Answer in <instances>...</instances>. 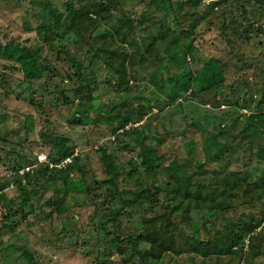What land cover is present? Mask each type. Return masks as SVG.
Returning a JSON list of instances; mask_svg holds the SVG:
<instances>
[{
  "label": "rangeland",
  "instance_id": "1",
  "mask_svg": "<svg viewBox=\"0 0 264 264\" xmlns=\"http://www.w3.org/2000/svg\"><path fill=\"white\" fill-rule=\"evenodd\" d=\"M106 1L0 0V46H26L39 55L38 74L29 77L28 68L21 66L13 52L0 51V181L6 184L3 196L0 192V264L30 263L23 256L25 250L33 253L37 264H140L139 251L150 250V246L140 241L130 246L126 241L119 243L115 234L119 225L121 240L131 236L136 239L143 227L151 232L169 227L167 236L175 241L179 252L172 249L160 259L151 257L152 264H264V125L257 136L250 130L243 132L248 120L244 115L259 111L253 98L260 99L264 91V4L258 0H228L218 5L209 19L198 25L195 45L205 57L200 55V60L193 63L190 55L176 52L171 43L180 33L168 31L178 28L176 9L165 6L160 9L164 11H156L150 0H119L117 11L109 14L106 9L92 7ZM215 1L204 0L198 9ZM83 6L90 9L89 19L71 26L70 12ZM136 16H144L141 29L133 32L121 25L125 23L123 18ZM47 19L58 23L60 33L50 41L43 26ZM178 19L180 28L188 26V21ZM107 31L111 36L103 39L101 35ZM164 31L168 37L147 49L153 37ZM166 47L172 49L167 51ZM117 48L130 54L128 84L120 83L113 73L115 64L106 59ZM207 58L225 65L226 84L222 88L194 94V86L184 89L176 85V80L186 81L183 72L189 70L196 76ZM78 62L83 67L80 73ZM87 87L92 88V100L78 99L77 94L80 90L87 93ZM63 93L69 102L63 101ZM222 98L245 99L252 105H241V118H225L219 127L211 124L210 117L223 111L224 107L217 105ZM122 103V113L136 112L138 106L145 105L148 114L141 122L134 120L114 132L105 116H115ZM197 113L196 117L202 119L190 126ZM221 129L223 135L214 137ZM62 138L89 161L81 165V176L71 174L64 210L56 205L63 198L59 181L13 213L10 209L19 207L22 198L18 180L25 183L27 172L42 173L49 154L57 152V140ZM143 144H155L162 167L148 180L144 172L140 173L142 169L128 172L131 162L142 163ZM191 147L192 159L188 154ZM109 157L119 171L115 185L106 182L111 178ZM174 157L181 173L190 175L204 165L202 176H229L231 187L218 198L227 201V209L223 210L218 201L213 204L190 199H185L178 211L168 206L169 202L173 205L168 199V175L160 171ZM246 173L248 181L258 182V187H251L248 193L240 189L230 194L234 183ZM150 185L160 199L154 210L147 196L143 195L134 207L119 198L126 190ZM173 198L174 202L180 199ZM189 201L191 213L185 216L182 210ZM120 209H124L122 216H110ZM101 220L106 221L104 230L99 226ZM244 221L250 222V229L230 253L204 255L188 249L193 235L213 240L232 223Z\"/></svg>",
  "mask_w": 264,
  "mask_h": 264
},
{
  "label": "trees",
  "instance_id": "2",
  "mask_svg": "<svg viewBox=\"0 0 264 264\" xmlns=\"http://www.w3.org/2000/svg\"><path fill=\"white\" fill-rule=\"evenodd\" d=\"M204 0H150V5H154L156 11H164L160 10L162 7L168 6L172 7L177 10V30H172L169 28V33L176 34L178 31L180 32L177 34L178 36L172 38V45L177 51H180L184 57L185 55H190L191 59L193 60V63H196L201 56L205 55L202 51H200V48L195 45V35L198 28V25L201 24V22L209 19V17L214 13L216 10V7L218 5H221L222 3H226L228 0H217L215 2H210L207 4L206 8L199 10L198 8L201 7ZM258 2H261L264 4V0H258ZM120 4L119 0H107L103 3H95L92 5L94 9H97L101 11L102 9H106L107 14L112 13L113 10L115 12L117 11V8ZM70 25H77L80 20L82 19H89L90 16V9H86V6L81 7L80 9H72L70 12ZM178 17H181L183 19V22L188 21V26H185L184 24L180 28V21ZM192 17V21L191 18ZM144 16H136L135 18L125 17L123 18L124 24H121L125 28L132 29L133 32H136L140 28V24L144 22ZM44 21V20H43ZM43 26H46V34L45 38L47 41H50L51 39L54 40L56 36L59 33L57 24L53 23L52 19H47L45 21ZM42 26V27H43ZM250 27H252V24H249ZM262 26V25H261ZM262 28V27H261ZM260 28V29H261ZM108 36H111L110 32H105L101 35V37L107 38ZM166 37H168V34L166 32H162L161 34L154 36L153 43L149 44L147 49H151L154 43L157 40H165ZM185 39L182 42V40ZM55 47V46H54ZM9 47H1L0 51H4L5 53H11L13 52L14 58L21 64V66L28 68L26 71L27 76L34 77L37 76V63H38V53L26 46L20 47V48H14V49H8ZM167 51L171 50L172 48L166 47ZM99 51V49H97ZM107 52V51H105ZM98 53V52H97ZM111 55L110 58L107 56V60L110 59L115 64L116 70L113 71L115 76H118L120 78V83L122 84H128L129 83V57L130 54L128 51L117 48L114 50H111L109 52ZM171 59H174L173 57ZM173 61V60H172ZM203 66H201L200 71L196 76H193L192 71H186L183 72L182 76H186V81L183 82L182 80H176V85H178L180 88H188V85L194 86L193 93L197 94L203 93V92H211V91H217L219 88H222L226 84V79L224 76L225 71V65L220 64V60L213 59V58H207ZM109 63L108 65H110ZM79 70V73L83 69L82 63H77ZM5 75L3 74L1 79L4 78ZM175 77H171L170 79L174 80ZM91 88V87H90ZM90 88L87 87V93L83 94L80 90L78 95V99L81 100H92V94L90 91ZM92 89V88H91ZM173 89V88H171ZM253 97L250 98V101ZM63 101L69 102L68 96L62 94ZM76 99V97H75ZM223 99V98H222ZM218 99H216L217 101ZM254 102H258L257 108L259 109L258 112H250L246 113L244 116L248 119L246 121V126L244 127V131L250 130L251 133L255 136H257L260 132V127L264 125V91L262 92V96L260 99L257 100L253 98ZM223 102V103H222ZM241 102H244L241 104ZM249 101L243 99V100H236L233 101L232 98H224L222 101H218L217 105L221 109V107H224L222 109L223 111L220 112L218 116L210 117L211 124L218 125L219 127L222 126V123L220 121H224L230 117L240 119L241 115L239 111L241 110L243 105H246L250 107L252 105V102L248 103ZM242 105V106H241ZM145 105L142 107L138 106L139 109H137L136 112H131L129 110H125L124 113H122L121 109L124 108L123 103L120 106V112H118L115 116L108 115L105 116L107 119V122L111 125L114 132L120 131L121 129L125 128L130 122H133L134 120L136 122H141L145 115L148 114V110L144 108ZM133 113H136V115H133ZM200 113V112H199ZM197 113V115H199ZM248 115V116H247ZM236 116V117H235ZM198 118V119H196ZM192 120L191 125H195L194 123H198L200 119H202V116L196 117ZM77 122H80V119L76 120ZM78 122V123H79ZM146 122L143 123L142 126H145ZM236 128V127H235ZM130 129L127 130V134L130 132ZM219 135H223V130L221 129L218 134H216L214 137H218ZM249 137L244 133V137ZM57 152L52 156L49 154L48 161L45 162L44 168L42 169V173H37L36 175L30 174V172H27L25 177L27 178L26 182L24 183L23 179L18 180V186L20 188V194H21V202L20 206L17 208H11L10 210L13 213H17V211L21 208L24 209L26 205H28L29 201H32V199L39 194L42 191H45L47 188L51 189L53 188V183L55 185L59 184V181L62 182L61 189L63 190V198H60L59 202H56V205L60 211L64 210V203L66 197L69 195L70 192V177L71 174L75 173L77 176H81L83 174V167L81 165L87 162V158L83 159V156L80 154H77L75 151V146H69L67 145V141L62 138L57 140ZM126 147V144H125ZM223 151L220 153H216L217 157L222 154ZM188 154H190V158H193L194 155V148L191 147V149L188 151ZM140 155L142 157V163L137 164L135 162H131L128 172L131 174L134 171L141 170L144 172V177L148 180L151 175L156 176L159 174V171L157 169L161 167L159 164V156L157 154V149L155 147V144H150L148 146L142 145V150L140 152ZM68 159H71L70 162H67L62 167H58L59 164L62 165V163L67 161ZM53 164V166H51ZM64 164V163H63ZM199 169L203 170L204 165H199ZM25 165L20 166V169L24 168ZM107 167L109 168V173L111 174L110 177L106 182L108 183H116V178L118 176V169L114 165V159L113 157H109V161L107 162ZM180 166L177 159L171 158L170 161L166 164H164L163 169L161 172H166L168 175V190L169 196L168 199L173 201L169 202L168 206H172L174 211H178L182 209V202L185 201V199H190L191 201H209L210 203L215 204L216 201L220 204L221 208L223 210H226V200H220L219 201V195L225 194L226 191L229 190L231 187V180L229 176L220 178L216 176L212 177H205L202 176L204 174L202 171H196V172H190L192 174L187 175L185 173H181L179 171ZM249 174L246 173L245 177L241 176L239 182H235L234 186H232L230 194H234L236 191H239L240 189H243L244 193H248L251 191V187H255L259 185L258 182H252L250 183L248 181ZM208 179V180H205ZM264 182V181H263ZM60 186L58 187L60 189ZM6 189V184L2 183L0 181V192L1 196H3V191ZM88 192L91 191L90 187H87ZM124 196L122 197L119 194V198L121 201L125 202L129 207H134L136 203L139 202V199L144 195L147 196L151 203V207L153 208L154 205L160 202V199L158 198L159 194H157V191H154L153 185L147 186L145 188L136 187L135 189L126 190L123 192ZM132 196V197H131ZM131 197V198H130ZM178 199L180 197L178 202H174V198ZM116 199V197H115ZM33 202V201H32ZM191 204L190 201L188 202L187 206L182 210L183 215L189 216L191 213ZM167 206V207H168ZM150 208V206H148ZM216 207V206H214ZM165 208V207H164ZM151 209V208H150ZM120 209L116 212H112L110 216H112L114 219H117L119 216H122L123 213ZM154 210V208H153ZM152 210V211H153ZM144 211H148L144 208ZM151 211V212H152ZM134 212H137L134 210ZM158 215L156 214L155 217ZM109 220V218H108ZM255 220V219H253ZM12 221V220H11ZM101 220L99 222L100 228L103 230L106 228L104 226V223L106 221ZM239 222V221H238ZM232 223L234 224L233 227H229L228 230L219 238L204 241L202 239H199L198 237H195V235L192 236V241H186V244H188L189 250L199 251L203 253L204 255L209 254H228L232 251V248L234 245L238 244L243 237L248 233L250 229V222H241V223ZM10 224V223H9ZM98 226V227H99ZM167 229H169L168 226H165ZM146 227H143L138 235H136V239L131 236L129 239L121 240L122 234L120 233V225L118 228V231L115 232L117 235V239L120 241L119 243H124L126 241L127 245L130 246L131 244L135 242H142L145 246L149 245L150 250H142L139 251L138 254V262L140 264H152L153 261H150L149 259L151 257H156L157 259H160L164 253L171 251L172 249H175L177 252L176 243L174 240L171 239V237L167 236V229L162 228H156L155 230L147 231L145 229ZM1 230V229H0ZM122 248V245H120ZM119 250L122 251V249L119 248ZM23 256H25V259L30 261L28 264H37V261L34 258L33 253L29 252L28 250H25L23 252ZM152 262V263H151Z\"/></svg>",
  "mask_w": 264,
  "mask_h": 264
},
{
  "label": "built area",
  "instance_id": "3",
  "mask_svg": "<svg viewBox=\"0 0 264 264\" xmlns=\"http://www.w3.org/2000/svg\"><path fill=\"white\" fill-rule=\"evenodd\" d=\"M210 3V2H209ZM218 7H216V9H217ZM264 26V25H263Z\"/></svg>",
  "mask_w": 264,
  "mask_h": 264
}]
</instances>
